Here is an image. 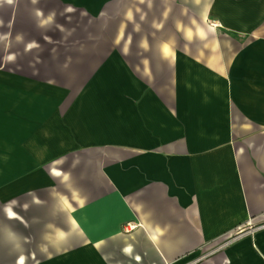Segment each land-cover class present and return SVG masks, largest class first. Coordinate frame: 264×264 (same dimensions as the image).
Segmentation results:
<instances>
[{"label":"crops","instance_id":"0c3cea01","mask_svg":"<svg viewBox=\"0 0 264 264\" xmlns=\"http://www.w3.org/2000/svg\"><path fill=\"white\" fill-rule=\"evenodd\" d=\"M107 1L0 0V264H264V0L93 41Z\"/></svg>","mask_w":264,"mask_h":264},{"label":"rangeland","instance_id":"374dc122","mask_svg":"<svg viewBox=\"0 0 264 264\" xmlns=\"http://www.w3.org/2000/svg\"><path fill=\"white\" fill-rule=\"evenodd\" d=\"M108 1L109 6L105 7ZM108 1L103 4L104 9L102 14L93 17L91 22H89L87 16L82 15V17H79L77 15V19H81L84 24L83 26H85V23H89L93 28L95 27V29H97V39L93 41H170L172 20L170 19V15L171 13L172 15L177 13L176 8H173L172 11L173 2H171V0H127L125 4L124 2L122 3V0L115 2H112L113 0ZM45 3L53 5L57 10H63L62 6L58 3H52L50 1ZM123 8L125 10L129 9L127 14L128 17L126 18H122L121 13L118 11ZM162 12L164 16L161 17ZM67 15L75 14L69 12ZM34 24L35 23L30 22L29 25L33 26ZM26 25L23 24V26ZM32 33L38 35L35 32ZM5 36L7 37L5 38ZM33 36L34 35H31L30 37ZM2 37L3 41L7 40V47L10 43V35L5 34ZM1 54L2 52L0 51V57ZM11 65L8 64L6 66L7 70L13 67ZM16 165L23 168L26 166V163H16ZM0 166L6 169V175L13 178L14 161L0 162ZM3 179H5V177ZM9 180L10 179H8V181ZM30 187L31 184L25 178L21 182L5 183L3 188H0V208L1 206H10L14 210L15 202L20 205L21 203L32 201L33 194H27ZM39 196L43 198L44 195L39 194ZM24 215H27V211H24Z\"/></svg>","mask_w":264,"mask_h":264},{"label":"built area","instance_id":"2783aa9c","mask_svg":"<svg viewBox=\"0 0 264 264\" xmlns=\"http://www.w3.org/2000/svg\"><path fill=\"white\" fill-rule=\"evenodd\" d=\"M135 227H136V224H132L131 222H128L127 225H126V229L127 230H131V229H133Z\"/></svg>","mask_w":264,"mask_h":264}]
</instances>
